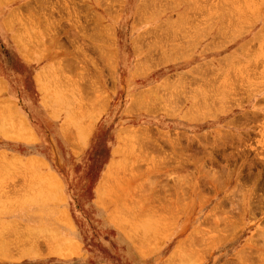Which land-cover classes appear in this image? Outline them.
I'll list each match as a JSON object with an SVG mask.
<instances>
[{
	"label": "rangeland",
	"instance_id": "374dc122",
	"mask_svg": "<svg viewBox=\"0 0 264 264\" xmlns=\"http://www.w3.org/2000/svg\"><path fill=\"white\" fill-rule=\"evenodd\" d=\"M208 1L0 0V264H264V0ZM132 34L182 70L128 113Z\"/></svg>",
	"mask_w": 264,
	"mask_h": 264
},
{
	"label": "crops",
	"instance_id": "0c3cea01",
	"mask_svg": "<svg viewBox=\"0 0 264 264\" xmlns=\"http://www.w3.org/2000/svg\"><path fill=\"white\" fill-rule=\"evenodd\" d=\"M21 6L22 3H20ZM20 19H24V23H26V17H20ZM22 24L23 22L20 21L18 30H9L8 27H5L6 25L3 30V39L8 41L6 44L8 46L5 47V50L9 53V56L12 55L18 58L16 60L19 66V69H17L15 65L10 63V60H8V64L4 65L2 72L4 76L3 81L8 82L9 85H16L15 83L20 84L22 78L20 74L21 66L38 62L37 56L39 54L36 44L33 47L31 42V45L29 44L28 47V40L33 37H27ZM119 29L121 30L122 28ZM200 44L201 41L197 43L195 39L191 42V51L183 53L187 56L195 55L196 57L197 45ZM192 47L194 52L192 51ZM190 59H186L185 63ZM180 62L177 60L172 61L171 59L164 60L156 58L150 51L148 43H145L142 37L137 38L135 34H132L128 39L120 38L115 51V81L117 87L128 95L125 111L128 113L134 112L135 110L138 111V103L132 101L131 97L140 95L144 90L155 89L164 85L166 81L170 80L172 76L171 72L178 73L182 70L180 68ZM123 119L129 120L126 115Z\"/></svg>",
	"mask_w": 264,
	"mask_h": 264
},
{
	"label": "bare ground",
	"instance_id": "6f19581e",
	"mask_svg": "<svg viewBox=\"0 0 264 264\" xmlns=\"http://www.w3.org/2000/svg\"><path fill=\"white\" fill-rule=\"evenodd\" d=\"M4 1H5V0H4ZM207 1H208V0H207ZM2 2H3V1H2ZM208 2H209V1H208ZM232 3H233V2H232ZM234 3H235V2H234ZM234 3H233V4H234ZM241 3H242V2H241ZM200 5H201V4H200ZM203 5H204V4H203ZM217 5H219V4H217ZM222 5H223V4H222ZM227 5H228V4H227ZM227 5H226V6H227ZM27 6H28V5H27ZM140 6H142V5H140ZM193 6H194V5H193ZM24 7H25V6H24ZM213 7H214V5L211 7L210 10H212ZM148 8H149V7H148ZM216 8H217V7H216ZM238 8H239V7H238ZM221 9H222V8H221ZM241 10H242V9H241ZM138 11H139V10H138ZM151 11H154V12H155V10H151ZM213 11H214V10H213ZM229 11H230V10H229ZM243 11H244V10H243ZM83 12H84V11H83ZM234 12H235V11H234ZM234 12H233V13H234ZM12 13H13V12H12ZM12 13H11V14H12ZM19 13H20V12H19ZM149 13H150V12H149ZM152 13H153V12H152ZM212 13H213V12H212ZM235 13H236V12H235ZM14 14H15V13H14ZM147 14H148V13H147ZM254 14H255V13H254ZM17 15H18V14H17ZM198 15H199V14H198ZM236 15H239V14H236ZM241 15H242V14H241ZM217 16H218V15H217ZM243 16H244V15H243ZM229 17H230V16H229ZM237 17H238V16H237ZM208 18H209V17H208ZM245 18H246V17H245ZM252 18H253V17H252ZM211 19H212V18H211ZM97 20H98V19H97ZM229 20H230V19H229ZM243 20H244V19H243ZM252 20H253V19H252ZM193 21H194V20H193ZM244 21H245V20H244ZM253 21H254V20H253ZM84 22H85V21H84ZM210 22L213 23L212 21H210ZM254 22H255V21H254ZM29 23H30V22H29ZM32 23H33V22H32ZM82 23H83V21H82ZM180 23H182V22H180ZM205 23H206V22H205ZM235 23H236V22H235ZM235 23H234V24H235ZM96 24H97V23H96ZM207 24H208V23H207ZM209 24H210V23H209ZM178 25H180V24H178ZM226 25H227V24H226ZM31 26H32V25H31ZM223 26H224V25H223ZM229 26H230V25H229ZM235 26H236V24H235ZM235 26H234V27H235ZM9 27H10V26H9ZM100 27H101V25H100ZM158 27H160V26H158ZM166 27H167V26H166ZM202 27H203V26H202ZM204 27H205V26H204ZM84 28H85V27H84ZM162 28H163V27H162ZM162 28H161V29H162ZM164 28H165V27H164ZM227 28H228V27H227ZM236 29H237V28H236ZM83 30H84V29H83ZM102 30H103V29H102ZM164 30H165V29H164ZM164 30H162V31H164ZM170 30H171V29H170ZM222 30H223V29H222ZM103 31H104V30H103ZM162 31H161V32H162ZM82 32H83V31H82ZM82 32H81V33H82ZM97 32H98V31H97ZM105 32H106V31H105ZM105 32H103V33H105ZM165 32H167V31H165ZM222 33H223V32H222ZM162 34H163V33H162ZM230 34H231V33H230ZM35 35H36V34H35ZM37 35H38V34H37ZM85 35H86V34H85ZM88 35H89V34H88ZM95 35H96V34H95ZM102 35H103V34H102ZM156 35H157V34H156ZM221 35H222V34H221ZM159 37H160V36H159ZM36 38H37V37H36ZM99 38H100V37H99ZM157 38H158V37H157ZM82 40H83V39H82ZM99 40H100V39H99ZM99 40H98V41H99ZM136 40H137V39H136ZM84 41H85V40H84ZM100 41H101V40H100ZM161 42H162V41H161ZM137 43H139V42H137ZM136 46H137V45H136ZM22 47H24V46H22ZM30 47H31V46H30ZM38 47H39V46H38ZM45 47H46V46H45ZM72 47H73V46H72ZM83 47H84V46H83ZM78 48H79V47H78ZM86 48H87V47H86ZM136 48H137V47H136ZM150 48H151V47H150ZM74 49H75V48H74ZM139 49H140V48H139ZM76 50H77V49H76ZM92 50H93V49H92ZM263 50H264V49H263ZM78 51H79V50H78ZM80 52H82V51H80ZM80 52H79V53H80ZM84 52H85V51H84ZM84 52H83V53H84ZM148 52H149V51H148ZM105 54H106V53H105ZM82 56H83V55H82ZM84 57H85V56H84ZM87 57H88V56H87ZM26 59H27V58H26ZM85 60H86V59H85ZM85 60H84V61H85ZM59 62H60V61H59ZM257 62H258V61H257ZM65 63H66V62H65ZM53 64H54V63H53ZM85 64H86V63H85ZM257 64H258V63H257ZM255 66H256V65H255ZM72 69H73V68H72ZM79 69H80V67H79ZM81 70H82V69H81ZM56 71H57V70H56ZM66 71H67V72H70V71H68V70H66ZM72 71H74V70H72ZM77 71H78V70H77ZM255 71H256V70H255ZM235 72H236V71H235ZM249 72H250V71H249ZM72 73H73V72H72ZM76 73H77V72H76ZM81 74H82V73H81ZM236 74H237V73H236ZM57 75H58V74H57ZM70 75H71V74H70ZM72 75H73V74H72ZM238 75H239V74H238ZM39 76H40V75H39ZM49 76H50V75H49ZM75 77H76V76H75ZM77 78H78V77H77ZM41 79H42V78H41ZM72 79H73V77H72ZM38 81H39V80H38ZM50 82H51V80H50ZM96 82H97V81H96ZM2 83H3V82H2ZM77 83H78V82H77ZM80 83H81V81H80ZM97 83H98V82H97ZM47 85H48V84H47ZM79 86H81V85H79ZM66 87H67V86H66ZM73 89H74V87H73ZM62 91H63V90H62ZM66 91H67V90H66ZM72 92H73V91H72ZM214 92H215V91H214ZM49 93H50V92H49ZM45 95H46V94H45ZM79 95H80V93H79ZM244 97H245V96H244ZM85 100H86V99H85ZM44 101H45V100H44ZM11 102H12V101H11ZM77 102L79 103V102H81V101H77ZM78 103H77V104H78ZM6 104H7V103H6ZM89 104H90V103H89ZM92 104H93V103H92ZM7 105H8V104H7ZM90 106H91V105H90ZM7 107H8V106H7ZM10 107H11V106H10ZM81 107H82V106H81ZM87 109H89V108H87ZM0 111H2V110L0 109ZM3 112L5 113V111H3ZM3 112H1V113L3 114ZM1 113H0V114H1ZM71 113H72V112H71ZM83 113H84V112H82L81 114L83 115ZM88 113H89V111H88ZM2 114H1V115H2ZM1 115H0V116H1ZM6 115H7V114H6ZM6 115H5V117H6ZM256 115H257V114H256ZM2 116H3V115H2ZM10 116H11V115H10ZM13 117H14V116H13ZM71 117H72V116H71ZM79 117H80V116H79ZM14 118H15V117H14ZM68 119H69V118H68ZM19 123H21V122L19 121ZM22 123H23V121H22ZM0 124H1V123H0ZM11 126H12V125H11ZM19 126H21V125L19 124ZM19 126H16V127H19ZM26 126H27V125H26ZM26 126H23V124H22L21 127H26ZM6 127H7V126H6ZM6 127H5V128H6ZM8 127H9V126H8ZM85 127H86V126H85ZM27 128H28V127H27ZM14 129H17V128H14ZM19 129H20V128H18V130H19ZM4 130H5V129H4ZM0 131H1V130H0ZM16 131H17V130H16ZM14 132H15V131H14ZM2 133H3V132H2ZM5 134H6V133H5ZM6 135H7V134H6ZM20 137H21V136H20ZM177 138H178V137H177ZM254 157H255V156H254ZM4 159H5V158H4ZM11 162H12V161H11ZM31 162H32V161H31ZM29 163H30V162H29ZM37 163H38V162H37ZM13 164H14V163H13ZM221 173H222V172H221ZM49 175H50V174H49ZM150 176H151V175H150ZM177 177H179V176H177ZM215 177H216V176H215ZM221 177H222V176H221ZM224 178H226V177H224ZM224 178H223V179H224ZM216 179H218V178H215V180H216ZM212 180H213V179H212ZM44 182H45V181H44ZM44 182H42V183H44ZM219 183H220V182H219ZM44 184H45V183H44ZM213 184H214V182H213ZM216 184H217V183H216ZM259 184H260V183H259ZM261 184H262V183H261ZM263 185H264V184H263ZM40 187H41V186H40ZM42 187H43V186H42ZM52 187H53V186H52ZM216 187H217V186H216ZM218 189H220V188H218ZM233 190H234V189H233ZM236 190H237V189H236ZM238 190H239V189H238ZM253 190H254V189H253ZM236 192H237V191H236ZM255 192H256V191H255ZM141 195H142V194H141ZM255 197H256V196H255ZM241 198H242V197H241ZM254 211H255V210H254ZM252 213H253V212H252ZM138 216H139V215H138ZM141 217H142V216H141ZM261 225H263V224H261ZM139 229H140V228H139ZM256 231H257V230H256ZM259 232H260V231H259ZM262 237H263V236H262ZM1 252H2V251H1ZM245 252H246V251H245ZM247 252H248V250H247ZM249 253H250V252H249ZM182 256H183V254H182ZM247 257L249 258V256H247ZM243 258H244V257H243ZM241 261H242V260H241Z\"/></svg>",
	"mask_w": 264,
	"mask_h": 264
}]
</instances>
